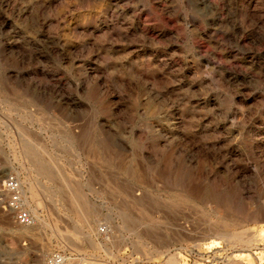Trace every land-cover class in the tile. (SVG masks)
<instances>
[{
    "label": "rangeland",
    "instance_id": "obj_1",
    "mask_svg": "<svg viewBox=\"0 0 264 264\" xmlns=\"http://www.w3.org/2000/svg\"><path fill=\"white\" fill-rule=\"evenodd\" d=\"M52 253L264 264V0H0V264Z\"/></svg>",
    "mask_w": 264,
    "mask_h": 264
},
{
    "label": "built area",
    "instance_id": "obj_2",
    "mask_svg": "<svg viewBox=\"0 0 264 264\" xmlns=\"http://www.w3.org/2000/svg\"><path fill=\"white\" fill-rule=\"evenodd\" d=\"M4 199L1 201L3 209L12 215L16 225L22 227L32 226L35 218L22 203V188L20 182L14 176H8L3 182ZM67 257L64 254L52 253L46 264H66Z\"/></svg>",
    "mask_w": 264,
    "mask_h": 264
},
{
    "label": "bare ground",
    "instance_id": "obj_3",
    "mask_svg": "<svg viewBox=\"0 0 264 264\" xmlns=\"http://www.w3.org/2000/svg\"><path fill=\"white\" fill-rule=\"evenodd\" d=\"M38 206V205H37ZM83 206H84V204H83ZM261 234V233H260ZM232 241V240H231ZM258 241V240H257ZM234 242V241H233ZM251 243L252 242H246L245 244H243V245H245L244 247H246V249H242V250H240V251H235L236 253H238V254H242V253H244V252H247V251H249V247L250 246H252L251 245ZM248 244H249V246H248ZM234 252V253H235ZM242 256V255H241ZM229 259V258H228ZM227 259V260H228ZM170 260H171V258H170ZM173 260V259H172ZM174 261V260H173ZM235 262L233 261V260H231V258H230V260H228L227 261V264H234ZM237 263H238V261H237Z\"/></svg>",
    "mask_w": 264,
    "mask_h": 264
}]
</instances>
